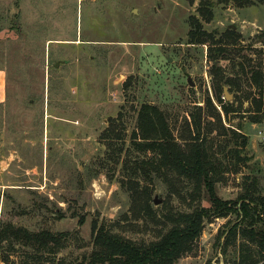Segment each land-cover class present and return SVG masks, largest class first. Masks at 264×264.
I'll list each match as a JSON object with an SVG mask.
<instances>
[{"label": "rangeland", "instance_id": "374dc122", "mask_svg": "<svg viewBox=\"0 0 264 264\" xmlns=\"http://www.w3.org/2000/svg\"><path fill=\"white\" fill-rule=\"evenodd\" d=\"M199 1L0 0V228L66 234L55 254L39 253L42 264L49 258L81 264L93 249V222L149 243L167 229L168 213L199 203L189 184L132 173L130 161L154 157L131 141L143 103L163 110L173 128L199 106L202 135L217 156L236 146L224 145L234 139L230 130L239 127L248 136L240 147L248 160L236 172L224 169L216 183L221 198L242 192L245 175L264 183V103L261 123H250L246 111L258 96L246 72L258 62L264 66V3L214 0L207 22ZM190 16L217 37L234 26L239 37L225 45L227 59L210 60L214 47L189 43ZM214 64L235 80L229 100L221 92L227 115L212 85ZM112 127L114 133H104ZM175 128L180 138L181 127ZM222 128L226 136L218 134ZM128 178L149 190L151 214L139 211L122 186ZM200 203L209 205L206 196ZM235 220L231 214L205 222L192 252L173 264H232L236 243L222 252L218 233ZM10 241L0 243V264L30 261L31 247L16 241L10 248Z\"/></svg>", "mask_w": 264, "mask_h": 264}, {"label": "trees", "instance_id": "16d2710c", "mask_svg": "<svg viewBox=\"0 0 264 264\" xmlns=\"http://www.w3.org/2000/svg\"><path fill=\"white\" fill-rule=\"evenodd\" d=\"M213 1H199L198 11L207 22L211 19ZM218 1L227 3L231 0ZM232 1L240 7L256 3V0ZM257 2L264 3V0H257ZM189 24V43H208L210 52L211 47H214L215 56L210 54V60H215L216 57L228 58L225 45L236 41L239 37L233 28H226L217 37L213 32L205 31L201 20L194 16L189 17ZM262 34L264 37V30L261 36ZM210 71L216 99L221 103L224 115H227L231 109L229 103L223 101L222 86L226 85L233 89L236 85L235 80L226 77L215 64ZM246 75L248 82L258 94L252 99V109L246 110L250 113L248 120L250 123H261L264 103V66L258 62L246 72ZM206 105L212 106L208 98ZM195 109L189 112L181 122L174 121L176 131L181 127V136L178 138L174 135L173 125L163 110L152 104H141L136 111V127L132 132L131 141L134 147L142 151L151 150L154 157L133 159L130 164L133 165L131 169L135 177L139 173L151 182L160 180L172 184L175 180L183 185L189 184L192 199L199 203L191 207L189 211L177 210L168 213L165 216V222L169 224L165 227L167 229L160 233L158 239L149 243L135 242L112 232L105 224L93 222L91 227L93 249L87 257H83L81 264H173L181 256L192 252L205 222H210L217 217L225 218L231 214L236 216V220L228 222L218 233L219 240L223 238L220 243L222 252H226L227 247L236 243L232 264L264 263V183L260 182L256 174L245 175L243 191L235 198L223 199L216 191V183L221 181L224 169L233 168L236 172L239 162L248 160L247 156H241L240 148L247 146L248 136L239 127V132L230 130L234 139L231 141L230 136L227 139L228 143L224 145L229 146L231 142H234L236 146L223 150L224 152L217 156L202 135L205 128L202 122V110L199 106ZM214 115L218 121H221L219 111L215 110ZM114 129L112 127L104 133H114ZM218 134L226 136V129L222 128ZM178 139L182 142L180 143ZM122 186L127 189L129 196L136 202V206H139V211L144 215L152 213V206L148 199L149 190L146 187L143 189L137 187L138 182L134 178H128ZM203 196L207 197L208 206L200 203ZM9 237L10 248H13L14 242L17 241L23 246L31 247L34 251L28 256L30 261L26 260L22 264H42L39 253L45 251L47 254H55V250L64 242L66 234H51L44 230L33 232L7 224L0 228V243L8 241ZM49 260H51L50 264L54 263V258ZM57 264H64V262L58 260Z\"/></svg>", "mask_w": 264, "mask_h": 264}, {"label": "water", "instance_id": "95a60500", "mask_svg": "<svg viewBox=\"0 0 264 264\" xmlns=\"http://www.w3.org/2000/svg\"><path fill=\"white\" fill-rule=\"evenodd\" d=\"M231 28H234V26H231ZM188 82L190 85H192V82H190V78H188ZM222 92H223V98L224 100H229L232 97V94L230 92H228V87L226 85L222 86ZM154 204H157L158 201L156 200V198L153 199Z\"/></svg>", "mask_w": 264, "mask_h": 264}, {"label": "crops", "instance_id": "0c3cea01", "mask_svg": "<svg viewBox=\"0 0 264 264\" xmlns=\"http://www.w3.org/2000/svg\"><path fill=\"white\" fill-rule=\"evenodd\" d=\"M2 88H3V93H1L0 103L4 100V97H5V85H2Z\"/></svg>", "mask_w": 264, "mask_h": 264}]
</instances>
